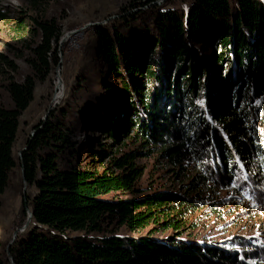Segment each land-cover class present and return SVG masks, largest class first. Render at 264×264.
<instances>
[{
    "label": "trees",
    "instance_id": "1",
    "mask_svg": "<svg viewBox=\"0 0 264 264\" xmlns=\"http://www.w3.org/2000/svg\"><path fill=\"white\" fill-rule=\"evenodd\" d=\"M187 1L185 8L168 0L95 26L100 68L83 66L69 95L27 140L23 163L33 193L24 204L33 218L10 248L0 235V264H8V250L15 264H264V243L187 234L191 213L205 202L180 190L138 188L136 151L90 150L80 136L130 131L182 171L185 161L196 162L189 191L211 182L227 187L234 173L239 184L248 173L247 184L264 187L249 173L259 156L255 133L264 135V0ZM21 12L19 28L26 17L33 22L30 70L21 80L6 78L10 105L0 92V196L18 170L23 182L14 154L20 117L59 62L63 34L56 17ZM4 63L18 71L0 52ZM104 158L109 162L99 167Z\"/></svg>",
    "mask_w": 264,
    "mask_h": 264
},
{
    "label": "rangeland",
    "instance_id": "2",
    "mask_svg": "<svg viewBox=\"0 0 264 264\" xmlns=\"http://www.w3.org/2000/svg\"><path fill=\"white\" fill-rule=\"evenodd\" d=\"M167 1L50 0L33 3L32 0H0V12L6 14L5 17L0 18V52H3L18 65L17 72L12 71L8 64L0 65V92L5 104H11L10 97L4 89L6 78L14 75L16 79L21 80L30 70L25 58L31 35L28 30L33 22L30 17H26L25 28H19L17 20L22 13L21 11L26 10L29 15L36 17H56L62 26V37H66L65 43L58 47L59 61L62 60L59 75L57 76L55 72L57 66L55 65L48 79L38 83L34 100L20 117V127L14 147L16 157H19V151L27 144L31 131L42 120L50 104L57 103L56 106H59L69 95L80 69L87 65L100 68L101 65H98L95 59L97 44L95 26L106 23L120 14L148 9L154 5H163ZM174 1L177 6L182 8L188 5L187 0ZM141 3L147 4L140 5ZM135 5L140 6L136 7ZM86 24L90 25L84 30L74 32V34L71 32ZM59 79L62 80L60 87L62 94L58 100H54V95L58 93ZM182 82L186 86V80ZM118 130L116 129V131ZM133 134V132L128 131L126 133L120 129L119 138H114L112 135L104 134L96 129L95 131L84 130L80 136L83 140L88 141L90 150L96 151L105 148L112 154L136 151L138 154L136 163L143 169L138 188L145 191L180 190L182 193L188 192L190 195L196 196L199 200L203 199L205 205L191 213L192 222L186 231L193 238L214 243L224 241L227 244L238 236H244L250 241L256 240L258 243H264V187L258 183L261 181L264 184V135L262 131L257 130L255 133L259 156L252 164V169L249 170L253 180L255 179L261 187L254 188L252 183L247 184L249 174L242 170V172L247 173L246 179H243V184H239L241 175L234 173L229 182L226 178L227 187H216L211 182L197 191H189L188 189L192 176L197 172V168L193 166L196 162L189 161L186 163L187 161H185L184 164L186 165L182 171L178 166L159 157L158 152H152L151 145L144 146L143 142L132 138ZM94 141L95 145L93 144ZM94 159L100 160V157L94 155ZM108 162L109 158H104V161H99L101 164L99 167L105 166ZM228 167H231V163H228ZM196 183L197 180L194 181V184ZM30 193H33V188L27 185L26 191L24 190V183L19 179L18 170L10 186L0 196V235L7 245L11 241L14 231L17 228H22L27 221V208L29 206L24 204V196ZM118 232L124 231L121 228L118 229ZM262 262L250 261L249 264H263Z\"/></svg>",
    "mask_w": 264,
    "mask_h": 264
},
{
    "label": "water",
    "instance_id": "3",
    "mask_svg": "<svg viewBox=\"0 0 264 264\" xmlns=\"http://www.w3.org/2000/svg\"><path fill=\"white\" fill-rule=\"evenodd\" d=\"M90 24H86V25H84V26H82L81 28H79V29H75V30H72L71 32H79V31H81V30H84L87 26H89ZM65 39H66V37H62L61 39H60V42H59V45H62L63 43H65ZM61 63H62V60L61 61H59L56 65V70H55V72L57 73V76L59 75V72H60V68H61ZM54 99V98H53ZM56 104L57 103H51L50 104V106H49V108H48V110L46 111V113L44 114V116L42 117V121H45L46 119H47V117H48V115H49V113L53 110V108H54V106H56ZM35 133H36V128H34L32 131H31V133H30V137H33L34 135H35ZM28 149V144H26L20 151H19V157H20V159H21V162H22V168H21V172H22V179H23V183H24V190L26 191V188H27V181H26V177H25V167H24V163H23V153H24V151L25 150H27ZM26 194H25V196H24V201H27L26 199ZM28 206V205H27ZM27 212H28V217H27V221H26V223L23 225V227L22 228H17L15 231H14V233H13V237H12V239H11V241L9 242V244H8V248H10L13 244H14V242H15V240H16V238H17V236H18V234H19V232H23L24 230H26L28 227H29V225L31 224V221H32V218H33V211H32V209L30 208V207H28L27 208ZM8 258H9V261H10V264H15V260H14V256L12 255V253L8 250Z\"/></svg>",
    "mask_w": 264,
    "mask_h": 264
},
{
    "label": "bare ground",
    "instance_id": "4",
    "mask_svg": "<svg viewBox=\"0 0 264 264\" xmlns=\"http://www.w3.org/2000/svg\"><path fill=\"white\" fill-rule=\"evenodd\" d=\"M73 34H74V32H73ZM70 35V34H69ZM69 35H67V36H69ZM71 35H72V33H71ZM61 84H62V80L61 79H59V81H58V88H57V94H55L54 95V100H58L59 98H60V96H61V94H62V92H61V90H60V87H61Z\"/></svg>",
    "mask_w": 264,
    "mask_h": 264
}]
</instances>
